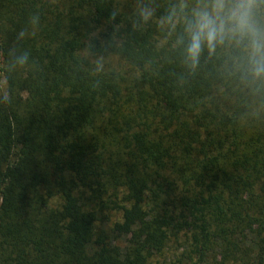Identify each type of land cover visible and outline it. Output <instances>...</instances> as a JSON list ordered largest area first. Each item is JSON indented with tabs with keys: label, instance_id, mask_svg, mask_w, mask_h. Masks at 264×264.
<instances>
[{
	"label": "trees",
	"instance_id": "obj_1",
	"mask_svg": "<svg viewBox=\"0 0 264 264\" xmlns=\"http://www.w3.org/2000/svg\"><path fill=\"white\" fill-rule=\"evenodd\" d=\"M136 12L0 0V264H264V109Z\"/></svg>",
	"mask_w": 264,
	"mask_h": 264
},
{
	"label": "clouds",
	"instance_id": "obj_2",
	"mask_svg": "<svg viewBox=\"0 0 264 264\" xmlns=\"http://www.w3.org/2000/svg\"><path fill=\"white\" fill-rule=\"evenodd\" d=\"M159 7L155 0H137L133 28H146L157 18ZM111 18L115 20V13ZM38 19L33 16L31 24ZM157 22L164 34L162 43L171 42L189 75L202 62L219 61L222 76L264 109V0H169ZM28 34L20 30L17 40ZM9 56L7 71L0 77V104L11 103L7 72L29 62L27 51L13 48ZM94 62L97 70L102 68L99 58Z\"/></svg>",
	"mask_w": 264,
	"mask_h": 264
}]
</instances>
